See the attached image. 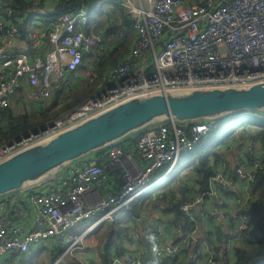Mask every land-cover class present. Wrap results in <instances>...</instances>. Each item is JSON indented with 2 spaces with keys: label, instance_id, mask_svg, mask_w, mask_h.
I'll list each match as a JSON object with an SVG mask.
<instances>
[{
  "label": "built area",
  "instance_id": "built-area-1",
  "mask_svg": "<svg viewBox=\"0 0 264 264\" xmlns=\"http://www.w3.org/2000/svg\"><path fill=\"white\" fill-rule=\"evenodd\" d=\"M61 1L47 0L44 8L20 18V22L28 20L25 42L19 19H14V11L0 1V14L4 13L0 16V109L10 107L23 84H31L37 88V96L47 100L55 92L68 94L84 79L96 77L84 60L98 52L104 34L86 32L90 16L85 8L56 13ZM111 1L132 18L136 39L125 60L109 71L101 91L47 124L46 130L27 137L23 134L0 146V162L136 96L264 82V0ZM48 19V23L40 21ZM43 49H47L45 55L40 54ZM216 127V120L158 122L134 135L136 153L123 142L104 150L109 158L105 166L90 155L34 186L0 197V201L8 198L0 207V263L19 261V257L56 239L65 243L71 239L65 256L89 247L82 264H181L187 260V252L191 253L190 264H231L229 253L250 236L244 209L252 193L256 194L252 182L264 166L257 138L261 126L257 124L243 128L240 134L249 135L232 148L243 151L236 153L234 160L227 152L231 142L219 147L221 154L215 165L216 157L210 158L214 173L207 191L192 189L190 202L175 201L173 195L160 192L158 197L164 199L158 205L179 203L186 224L179 218L172 225L143 220L139 233L136 224L141 218L126 223V232L117 242L119 256H115L114 245L112 258L105 263L101 258L107 254L106 243L87 241L114 213L157 188L179 158L194 151ZM225 190L230 192L225 194ZM20 193L25 194L23 198H19ZM10 199H15L11 205ZM21 199L23 203L16 201ZM27 204L37 216L33 225L24 223ZM84 221H91L84 233L63 237ZM197 224H201L199 238ZM219 228L228 232L227 238L216 235ZM173 229L177 233L174 240L170 238ZM194 243L196 248L192 249Z\"/></svg>",
  "mask_w": 264,
  "mask_h": 264
},
{
  "label": "trees",
  "instance_id": "trees-1",
  "mask_svg": "<svg viewBox=\"0 0 264 264\" xmlns=\"http://www.w3.org/2000/svg\"><path fill=\"white\" fill-rule=\"evenodd\" d=\"M0 1L3 4L6 3V5L14 11V19H19L20 22L21 17L26 19L39 8H44L47 0ZM101 1L102 0H62L54 9L56 10V13L65 10L71 13L80 8H87L89 11L98 9L97 13L92 16L91 21L86 28V32L98 34L103 33L104 42L98 49V52L86 56L84 60L85 66L91 67L95 72L96 77L93 80L84 79L79 86H76L68 94H63L62 92L53 93L47 100L35 97V95H37V88L32 87L31 84L26 83L21 85L10 107L0 109V146L14 140L26 132L57 120L81 105L83 102L87 101L93 95H96L107 85L106 78L109 71L125 60L136 39V35L131 29L132 18L125 8L115 2L111 1L108 6H98ZM3 15L4 13L1 12L0 16ZM41 22L48 23L50 20H41ZM19 24L22 41L25 42L27 32L26 20ZM46 51L47 49H43L40 54L45 55ZM2 74L3 72L0 75ZM94 84L97 85L95 88L92 87L88 89L89 85ZM17 105L19 110L15 112L14 108ZM27 106H31L34 109V112H28L26 110ZM25 110L26 112H24ZM255 113L256 112H240L217 120V127L211 130L209 136L202 139L194 151L186 154L191 155L194 159L186 169L180 170L169 182L164 183L160 188L161 190H154L131 202L125 208L115 213L112 220L102 224L98 228L100 231L101 228L105 226V229L103 230L104 232L97 240L99 245L102 242H106V246L108 247L115 245L117 251L115 256H119L118 252H120L121 248L117 245V242L120 240L123 233L126 232V229H123L121 226V221L127 222L139 218L142 215V211H145L150 205L159 204V201L164 199L163 196L161 199H158V196L160 195L159 192L165 193L163 195L170 194L173 196L180 194V196L183 197V200H181L182 202H190L188 201V194L192 193L190 192L192 189L198 188L197 193L207 191L209 189V178L214 173L213 164L215 165L216 162H218V155L220 152L217 148L218 144L211 146L209 140L218 135H224V139L226 140L231 138L235 128L241 127L243 123L247 121L246 118L249 116H255ZM259 118L261 130L258 131L257 138L260 143L259 151L261 150V162L263 160L264 164V116L260 115ZM247 123H252V121H247ZM244 135L248 136L249 133L246 132ZM236 137L237 135L232 139H236ZM122 145L130 146L134 150V153H136L135 136L125 141ZM95 155L97 156L96 162L98 165L105 166L108 164L109 158L104 151L92 154V156ZM211 157H216L213 164L210 160ZM252 190L256 194L252 193L253 197L249 201L248 206L244 209V213L248 218L250 236L237 243L229 253L231 264H264V166L263 169L259 171ZM166 191H169L170 193H166ZM229 192V190L224 191L225 194H228ZM163 205H167V207L163 208L166 210H173L178 216L177 218L184 222L183 215L178 214L173 209V204L171 205L169 202H164ZM123 216L124 218H122ZM90 223L91 221L82 222L80 225L83 227L80 226V231H84L88 228ZM197 226L199 229L201 224H197ZM202 231H204V226L202 227ZM216 235H219L220 238H227L229 234L226 230L222 231V228H219L217 229ZM204 238H208L206 231ZM43 250L50 253L48 264L57 260L64 252L63 247H53L51 250L50 245H41L36 250V254L41 253ZM50 250L51 252H49ZM111 258L112 256L109 259H107V256H104L103 260L107 261ZM185 259L187 258L185 257ZM186 262L187 260H184L181 264H186ZM63 263L81 264L80 262L69 258L65 259ZM159 264L168 263L162 262Z\"/></svg>",
  "mask_w": 264,
  "mask_h": 264
},
{
  "label": "water",
  "instance_id": "water-1",
  "mask_svg": "<svg viewBox=\"0 0 264 264\" xmlns=\"http://www.w3.org/2000/svg\"><path fill=\"white\" fill-rule=\"evenodd\" d=\"M255 111L264 112V82L161 90L130 98L0 162V197L34 186L73 163L129 140L155 123L219 120ZM46 128L43 125L23 137ZM174 207L185 216L179 204Z\"/></svg>",
  "mask_w": 264,
  "mask_h": 264
},
{
  "label": "rangeland",
  "instance_id": "rangeland-1",
  "mask_svg": "<svg viewBox=\"0 0 264 264\" xmlns=\"http://www.w3.org/2000/svg\"><path fill=\"white\" fill-rule=\"evenodd\" d=\"M110 2H111V0H102L98 4V6H103V5L108 6L110 4ZM95 86H97V85H95V84L94 85H89L88 89H90L92 87L95 88ZM18 110H19V108H18V105H17L14 108V111L17 112ZM26 110L28 112H34V109L31 106H27ZM26 110L24 112H26ZM246 119L249 120V121H259L260 118L258 116H249ZM40 127H38V128H40ZM35 129H37V128H35ZM243 137H244V135L239 134V135H237L236 139L234 138L231 141H229L231 143L229 144L228 148H231V149H227L228 150L227 152L231 153L228 156V157L231 158V160H234V158L236 156V153H241V152L243 153V151H241V150L238 152V150L232 149L236 145V142L237 141H240L241 139H243ZM223 140H224V135L223 136L222 135L221 136L218 135L216 137L211 138L209 141H210L211 146H213L216 143L222 142ZM230 151H233L234 154H232V152H230ZM193 161H194V159H193V157L191 155H185V154L182 155L180 157L178 163L176 164L175 168L173 169L171 175L168 176V177H164L163 180H162V183L169 182L180 170L186 169ZM257 177H258V175L253 179V182L252 183H255L256 182ZM142 213H145V211L143 210ZM80 226H82V225H79V227H74V228L69 229L64 234L63 237L64 238L70 237V236L73 237L74 235H76V233H78L80 231V229H78V228H80ZM77 229H78V231H77ZM104 229H105V226L103 228H101L100 231L99 230L97 232L95 231L94 234H93V238L99 239L100 236H101V234L104 232L103 231ZM71 241L72 240L70 239L67 243H65V241H61V240L56 239V240H54V242H51L49 245L51 246V250H52L53 247H56V248H58V247L66 248L70 244ZM51 250L49 252H51ZM80 250L74 252L73 253V256H69V259L74 260V261H78V259H79L78 256H79ZM87 251H89V248L88 247L82 249V254H83L82 257L85 256V254L87 253ZM22 257L23 256H21L19 258H22ZM49 258H50V253H48V251L43 250L39 254H36V251H32V252H30L29 254H27L26 256L23 257V260H21V264H26V263H28V264H48L49 263V261H48ZM10 262L11 261H7L5 263H0V264H20L19 261L11 262V263Z\"/></svg>",
  "mask_w": 264,
  "mask_h": 264
},
{
  "label": "crops",
  "instance_id": "crops-1",
  "mask_svg": "<svg viewBox=\"0 0 264 264\" xmlns=\"http://www.w3.org/2000/svg\"><path fill=\"white\" fill-rule=\"evenodd\" d=\"M22 44V42L20 43V45ZM55 93H57V92H55ZM35 97H38L37 95H35ZM248 124H246V125H243V126H241L240 128H237V130H235L234 131V133H233V135L231 136V138H229V139H227L225 142H229V141H231V139L235 136V135H239L242 131H243V128H245L246 126H247ZM224 142V143H225ZM240 142H242V141H240ZM220 149V148H219ZM235 149V148H234ZM95 157L97 158V156L95 155ZM190 184V183H189ZM185 185V184H184ZM24 193L22 194V193H20L19 194V196H17V197H19V198H23L24 197ZM15 196V195H14ZM175 201H179V200H183V197L182 196H180V194H176L175 196H173L172 197ZM8 200V198H5V200ZM5 200H1V201H4L5 202ZM1 201H0V207H4L3 205H4V203L2 202L1 203ZM15 201V199H10L9 200V204L11 205L13 202ZM16 201H19V202H21V203H23L22 202V199L21 200H16ZM6 205V204H5ZM7 206V205H6ZM27 206H28V209L29 210H27V213H26V215H25V220H24V223H26V224H30V225H33L34 223H35V221H36V218H37V216H36V213H35V211L34 212H32V209H31V206H30V204H27ZM163 207H167V205L166 206H163ZM163 207H160L158 204H154V205H150L146 210H145V213L142 215V217H141V220L140 221H142L141 223H138V224H136V227H137V229H138V231H139V233H140V231H141V229H142V225H143V223H145L143 220H145V221H155V222H160V223H163V224H166V225H172V224H174V223H176L179 219L177 218L178 216L175 214V212L173 211V214L171 213V210H166V209H164ZM173 209L178 213V211L175 209V207H174V204H173ZM8 208H10V207H8ZM179 208H180V206H179ZM212 209V208H211ZM198 212V211H197ZM179 214V213H178ZM1 215H2V218L4 219V218H6V215H5V212H3V210H2V212H1ZM184 217V216H183ZM159 223V224H160ZM187 223V221L185 220V218H184V222H183V224H186ZM223 223H225L226 224V222L225 221H223ZM170 228H172V227H170ZM200 231H201V226L199 227V229H198V233H197V238H199V234H200ZM176 237H177V233H176V231L173 229V231H171V233H170V238L172 239V240H174V239H176ZM142 245L143 246H146L147 245V243H146V241H145V239H143L142 240ZM103 246H105V245H103ZM193 248H196V244L194 243V245H193V247H192V249ZM107 255V254H106ZM105 255V256H106ZM73 256V255H72ZM69 257V256H68ZM104 257V256H103ZM103 257L101 258V260H102V262L103 263H105L106 261H104L103 260ZM107 258H110V255H108V257ZM186 258H187V262H186V264H190L189 262H188V260H190L191 259V253L190 252H187V254H186ZM78 262H80L81 264H82V262H81V260H79L78 259ZM62 264H64L63 262H62Z\"/></svg>",
  "mask_w": 264,
  "mask_h": 264
},
{
  "label": "clouds",
  "instance_id": "clouds-1",
  "mask_svg": "<svg viewBox=\"0 0 264 264\" xmlns=\"http://www.w3.org/2000/svg\"><path fill=\"white\" fill-rule=\"evenodd\" d=\"M113 2H115V1H113ZM115 3H116V2H115ZM85 9H87V8H85ZM87 11H88V13H89L90 21H91L92 16L95 15V14L97 13L98 9H95V10H93V11H89V10L87 9ZM27 21H28V20H27ZM27 21H26V23H27ZM40 21H41V20H40ZM87 80H88V79H87ZM255 112H256V113H255V116H258V117H259L260 115H261V116H262V115L264 116V112H259V111H255ZM216 121H217V120H216ZM247 121H249V120H247ZM247 121H245V122L243 123V125H246V124H248V125H249V124H257V125H260V124H261L259 121H252V123H247ZM48 124H49V123H48ZM46 125H47V124H46ZM243 125H242V126H243ZM238 128H240V127H238ZM235 130H237V128H235ZM235 130H234V131H235ZM29 132H30V131H29ZM225 141H226V139H224L222 142L216 143V144H218V146H217L218 150H219V147H220V146H223L222 144H225V143H224ZM199 143H200V142H199ZM183 155H184V154H183ZM179 159H180V158H179ZM178 161H179V160H178ZM177 163H178V162H177ZM177 163H176V164H177ZM175 166H176V165H175ZM175 166H174V168H175ZM163 171H165V170H163ZM162 173H163V172H161V174H162ZM170 175H171V174H169V175H167V176H164V175H163V178H164V177H168V176H170ZM162 180H163V179H162ZM163 184H164V183L161 182L160 185H159L157 188L153 189V191H154V190H161L160 188L163 186ZM14 193H15V192H14ZM149 193H150V192H149ZM159 193H160V192H159ZM146 194H148V193H145L144 195H146ZM144 195H142V196H144ZM142 196H141V197H142ZM176 204H179V203H176ZM176 204H174V206H175ZM121 210H122V209H121ZM180 210H181V209H180ZM119 211H120V210H119ZM117 212H118V211H117ZM117 212H116V213H117ZM114 214H115V213H114ZM143 214H144V213H142V215H143ZM142 215H141L139 218H141ZM122 218H124V216H123ZM139 218H136V219H134V220H129V221H127V222H125V221H121V223H122V224H121L122 228H123V225H124V224L129 223V222H137ZM112 219H113V218H112ZM112 219H111V220H112ZM79 225H80V224H79ZM79 225H78L77 227H79ZM90 225H91V223H90ZM88 228H89V227H88ZM78 229H79V228H78ZM78 229H77V231H78ZM86 229H87V228H86ZM86 229H85V230H86ZM85 230H84V231H85ZM97 230H98V228H97L95 231H97ZM84 231H79L77 234L84 233ZM95 231H93V232L91 233V235L89 236V238L87 239V241H88V240H91V239H96V238H93V234H94ZM120 238H121V237H120ZM96 240H98V239H96ZM103 243H104V242H102L101 245H102ZM105 243H106V242H105ZM112 246H114V245H112ZM112 246L108 247V246L105 245V247L107 248V255H106L107 257H108V255H111V248H112ZM85 248H86V247H85ZM88 248H89V247H88ZM37 249H38V248H37ZM37 249H35V250H33V251H36ZM63 249H64V252L62 253V255H61L57 260H55L54 262H52L51 264H53V263H55V262H58V264H62V261H61L62 258H63V262H64L65 259L69 258L68 256H72V255H67V256H65V251H66L67 247H66V248H63ZM31 252H32V251H31ZM75 252H76V251H75ZM87 252H88V251H87ZM29 253H30V252H29ZM29 253H27V254H29ZM27 254H26V255H27ZM26 255H24V256H26ZM82 255H83V254H82V249H81L80 252H79V256H78V257H79V260H81ZM24 256H23V257H24ZM103 256H105V255H103ZM103 256H102V257H103ZM23 257H22L20 260H22ZM107 259H108V258H107ZM20 260H19V262H20ZM20 264H21V263H20Z\"/></svg>",
  "mask_w": 264,
  "mask_h": 264
}]
</instances>
